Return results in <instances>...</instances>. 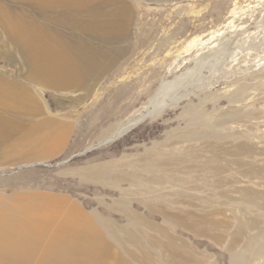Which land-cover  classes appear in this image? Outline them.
Returning <instances> with one entry per match:
<instances>
[{
    "label": "rangeland",
    "instance_id": "374dc122",
    "mask_svg": "<svg viewBox=\"0 0 264 264\" xmlns=\"http://www.w3.org/2000/svg\"><path fill=\"white\" fill-rule=\"evenodd\" d=\"M55 4L0 0V78L39 109L6 115L21 127L0 141V264H230L238 251L258 263L250 247L264 237V0ZM16 29L46 48H27ZM221 39L224 74L148 115L197 54L223 56ZM45 52L73 57L77 84H49ZM236 84H248L240 98ZM206 95L216 98L202 103ZM195 105L212 133L191 124ZM135 118L124 136L82 154Z\"/></svg>",
    "mask_w": 264,
    "mask_h": 264
},
{
    "label": "bare ground",
    "instance_id": "6f19581e",
    "mask_svg": "<svg viewBox=\"0 0 264 264\" xmlns=\"http://www.w3.org/2000/svg\"><path fill=\"white\" fill-rule=\"evenodd\" d=\"M42 1H43V3H44V1H47L50 3H56L55 5H57V4L66 5V4H69L71 2V0H42ZM109 27L110 26H108V28ZM16 31L18 34L17 36L20 37V39L22 40V42L25 44V46L27 48H32V49H36V48L37 49H41V48L45 49L46 48L47 44L43 43L39 37L34 35V33L33 34L26 33L25 35L23 34L24 35L23 36V35H21V33L22 32L25 33V32L22 31V29H16ZM194 42H196V40H194ZM194 42H191L190 45H192ZM224 43H225V40L221 39V41L217 44V45L223 46V51L221 50L222 54H223L222 57H221V52L217 53V50L215 48L208 49L205 52L202 51L199 54H197L194 67H189L186 72L181 73V75H179V76L176 75L177 77L174 81H169L165 85H163L162 88L159 90V92L156 94V96L153 97L152 101H150L152 108H150V110L148 111V115L151 114L152 116H154V115L162 113L164 111L166 105H168V104L169 105L178 104L182 98L188 97L190 95V93L194 89H196L197 87L199 89H201V91L205 92L213 84L212 79H214L216 77V74H218V72L224 74L225 70L223 68L225 66L223 68H222V66L225 65L224 61H225L226 56H228V55L230 56V54H229L230 51H228V46H225ZM79 52H81V51H79ZM252 52L253 51L248 49V52L247 53L245 52V53L248 56L249 55L251 56ZM225 54H226V56H225ZM78 56L80 57V55H78ZM83 59H85V58H83ZM83 59H82V61H80V64H82L84 68H87L86 66H91L93 64V61L88 60V59H85V60H83ZM39 67H40V70L42 73H45V75L47 74L51 78V79L46 78L48 80L49 84H54V81L61 80L62 78H65V85L68 84L70 86V84H72L71 82L76 81L77 75L81 74V73L78 74V72H80V71H78L79 68H77L74 58L69 56V55L64 57V56L59 55V54L50 55L49 53L45 52V56L43 57ZM96 69H98V68H96ZM204 69L209 71V75H206L204 73ZM87 70H85V71H87ZM85 71L83 70V72H85ZM196 71H197V73L195 74L194 72H196ZM238 73H242V72L236 71V72H234V74H229V76H227L228 73H226V75H225L226 77H224V78L227 80H230L229 82L227 81L228 83H234L235 81L238 82L239 78L234 79V77L232 76V75L237 76ZM221 76L222 75H220V77ZM253 76L255 78V75H252V77H250V78H253ZM259 77H260V75H259ZM187 78L189 79V82L185 84L184 80H186ZM243 78H242V80H243ZM246 79L247 78H245V80ZM44 81H46V80H44ZM73 83H76V82H73ZM236 85H238V84H236ZM247 85H245V84H244V86L238 85L240 88L239 87L235 88V90L233 92L234 93L238 92V94H239L240 92H243V90H245V89H246L245 91H247V89H248ZM21 86L22 85L16 84L10 80H5V78H0V141H2V142L10 139L12 137V135L14 134V132L18 131L19 128L21 127V126H19L18 122L12 120L11 118L6 117V115H8V113L15 112L18 110L35 113L34 109H38V106L36 105V98L35 97L32 98L31 96L25 94V90H27V89H23ZM189 89H191V90H189ZM182 90H186V91L184 93H181ZM234 93H233V95L236 94V93L235 94ZM238 94H236L237 95L236 97L240 98V95L238 96ZM231 95H232V92H231ZM241 96H243V95H241ZM236 97H234V98L236 99ZM214 98H216V97L206 95L204 97L202 103H205L207 100H213ZM217 98H219V97H217ZM236 100L234 101V103L236 102ZM241 100H242V97L239 101H241ZM215 101H217V99ZM198 107H196V105H195L191 108V110L189 112H186L187 114L190 115V121H192V123L191 122L190 123L196 124L197 121L199 120V122L202 123L201 125H204V127L206 129L207 128L210 129L209 132L213 131V128L216 127V125H215V127L212 125L213 120H211L212 123H209L205 118L206 117L205 115H207V113L205 112L206 114L204 115L202 112H199V110L197 109ZM142 116H143V114H142ZM236 116H237V114H236ZM230 117H232V116H230ZM233 117H234V115H233ZM209 119H212V118L210 117ZM46 120H47V118L42 119L40 122H45ZM137 120H138V118L137 119L135 118V119L126 121L125 123H120L119 125L117 124L118 127L116 126L117 127L116 130H114V132H112L111 136L123 131L127 127H133V125L136 124ZM49 121H50V119H49ZM190 123H189V125H190ZM42 127H43V125H42ZM199 133H200V131H199ZM204 135H205V133H204ZM23 136H25V135H23ZM184 160H185V158H184ZM209 169H210V167H209ZM255 202H256V200H255ZM247 207L248 208L251 207L250 204L248 205V203H247ZM252 240L250 242H252ZM253 242H254V240H253ZM254 244L255 245H253L252 247H250L251 245L249 246L251 249V253H252L251 256L253 255V257H255V259H258V260L264 259V237H260L257 240V242L256 241L254 242ZM261 260L255 264H262ZM248 261H249V259H248L247 255L243 252H240V251H238L236 253L234 252V254H232L231 258H230V264H249Z\"/></svg>",
    "mask_w": 264,
    "mask_h": 264
},
{
    "label": "water",
    "instance_id": "95a60500",
    "mask_svg": "<svg viewBox=\"0 0 264 264\" xmlns=\"http://www.w3.org/2000/svg\"><path fill=\"white\" fill-rule=\"evenodd\" d=\"M140 122H141V120H140V121H137V123L134 124L133 127H127V128L124 129L123 131H121V132H119V133H117V134H115V135H113V136H111V137H109V138H106V139H104V140H102V141H99V142L96 143V144H93V145L87 147V148L82 152V154L87 153L88 151H91L92 149H94V148H96V147L103 146V145H105V144H108V143H110V142H113V141H115V140H118L119 138H121L122 136H124L127 132H129L130 130H132V129H133L138 123H140Z\"/></svg>",
    "mask_w": 264,
    "mask_h": 264
}]
</instances>
